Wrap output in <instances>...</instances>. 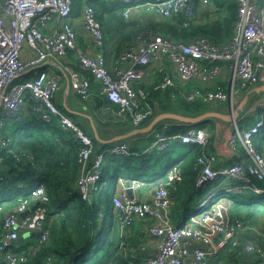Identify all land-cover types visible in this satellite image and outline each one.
Listing matches in <instances>:
<instances>
[{
    "label": "built area",
    "instance_id": "1",
    "mask_svg": "<svg viewBox=\"0 0 264 264\" xmlns=\"http://www.w3.org/2000/svg\"><path fill=\"white\" fill-rule=\"evenodd\" d=\"M109 1L123 4L125 18L133 9L170 18L181 13L184 18L177 21L181 27L191 24L195 10L204 11L212 5L210 0ZM73 2L0 0V153L11 154L16 162L33 164L34 155L27 150H16L5 127L8 122L21 121L26 100L34 99L31 112L45 122L56 118L61 130L79 142L77 185L82 199L87 202L106 184L105 153L130 155L131 152L122 142L94 153L93 138L54 103L59 76L41 68L43 62L60 63L68 51L73 52L86 75L72 71L71 89L86 99L91 78L97 80L103 97L116 105L117 113L129 119L133 126H140L153 115L149 91L141 85H152L153 89L160 90L173 88V97L209 103L232 99L236 88L247 89L264 78V0H234L236 18L226 42L213 43L204 37L173 40L147 29L119 51L111 69L102 52L101 23L94 8L86 3L82 6L80 22L89 37L91 50L78 44L76 30L70 22ZM24 45L30 51L27 56H24ZM147 66L161 72L157 82L152 79L150 83L146 79ZM29 71L31 75L16 81ZM191 83L195 84L189 88ZM245 117L253 119L252 123L244 129L235 124L229 137L231 149L242 147L244 154L228 165L220 163L216 154L207 151L210 134L205 127L190 125L183 132L165 134L169 124L164 123L153 131L152 145L158 150L170 141L204 147L197 157L200 169L195 185L201 188L214 185L181 224L173 225L168 217L167 185L181 179L179 165H170L163 175L151 181L118 177L111 199L114 209L117 208L118 228L123 231L139 221H153L147 225V232L154 238L155 251L130 264H206L208 256L221 249L237 255L253 252L257 255L255 264H264V233L242 239L250 227L240 218L229 215L221 196L227 192L264 193V187L252 180L264 181V157L254 144L255 136L264 126V97L256 99L240 118ZM2 160L0 155V163ZM221 179L229 180L230 186L219 187L216 182ZM147 185L153 186L149 200L135 195V191ZM47 200L44 185L37 184L30 188L28 196L17 197L11 209L4 210V205L0 204V263L28 264L46 246L51 235L46 223L47 208L43 204ZM37 231L38 236L31 234ZM20 237L24 245L18 251ZM136 252L137 248H133V256ZM51 261V256H47L39 264H51Z\"/></svg>",
    "mask_w": 264,
    "mask_h": 264
},
{
    "label": "trees",
    "instance_id": "2",
    "mask_svg": "<svg viewBox=\"0 0 264 264\" xmlns=\"http://www.w3.org/2000/svg\"><path fill=\"white\" fill-rule=\"evenodd\" d=\"M210 1L211 7L204 11L195 10L188 27H181L177 23L184 18L181 13L171 18L152 15L153 19L150 16L144 19L140 15L131 14L125 18L121 13L123 6L119 3L111 4L115 10L111 20L103 21L101 16H97V9L95 12L101 22L105 45L110 43L114 52L117 53L115 56H117L124 46L147 29H152L173 40L204 37L213 43L226 42L236 18V4L234 0ZM87 3L92 5L89 1ZM74 10H77L76 6L73 7ZM146 14L142 13L143 16ZM199 18L204 20L203 23L196 22ZM159 79L160 76L157 81ZM21 80L18 78L16 81ZM141 86L149 91L148 99L153 107V115L144 121L143 125L159 112L197 115L210 110L204 102H187L179 96L173 97L174 91L171 89L160 90L153 89L152 85ZM31 113L21 121L8 122L5 130L9 131L13 147L16 150H27L34 155L33 164L28 161L16 162L11 154L0 153L3 157L0 163V204H5L4 210L11 209L17 197L28 196L30 188L37 184L44 185L45 193L48 196V200L43 204L47 208L46 223L51 229L50 239L28 264H39L47 256H51V264H130L138 261V255L133 256L132 250L137 248L138 253V247H140L138 237L142 236V232L137 231L136 238L121 234L115 244L112 243L107 233L101 235L106 219L111 223L115 218L116 211L111 199L118 177L140 179L146 177V180L151 181L159 177L158 175H163L170 165L180 161L181 179L167 185L170 198L168 217L173 225L181 224L208 189L195 185V178L200 169L196 163L197 157L205 148L197 144L170 141L163 149L154 148L139 155H135L133 151L136 149L131 147H129L130 155L105 153L103 176L107 178L106 184L92 198L91 202H87L82 199L77 185L79 142L73 135L61 130L56 118L45 122L37 114ZM166 121L170 124L165 130V134L183 132L190 126V124L178 121ZM252 121L253 119L246 117L239 119L237 127L239 129L246 128ZM217 122L219 123V120L208 118L193 124V126L208 128L209 146L211 145L212 132L217 128ZM17 126L18 129H16ZM160 127L161 122L153 130ZM153 138L154 135L151 134L147 137V141L150 143ZM93 144L94 153L101 151L106 145L94 137ZM254 144L264 157V126L255 136ZM174 152H177V158H174ZM109 170L113 171L111 177H107ZM252 180L264 187V181H257L253 178ZM249 193L255 194L250 191L243 194ZM232 207L229 215L240 218L250 225L252 224L250 220L255 215L264 214V205L260 206L252 201L246 203L233 201ZM152 222L151 219H147L138 223L149 225ZM18 245L17 250L19 251L24 243L20 242ZM223 251L227 252V249ZM228 254L229 260L237 257L235 252H228Z\"/></svg>",
    "mask_w": 264,
    "mask_h": 264
},
{
    "label": "crops",
    "instance_id": "3",
    "mask_svg": "<svg viewBox=\"0 0 264 264\" xmlns=\"http://www.w3.org/2000/svg\"><path fill=\"white\" fill-rule=\"evenodd\" d=\"M87 1H89L93 5V6L91 5L93 8L95 7L94 9L95 11L97 9V16H101L103 21L108 20V19L111 20L112 15L115 11L113 6H111V4L112 3L118 4L119 2H111L109 0H74L73 7L76 6L77 10H74L72 12L70 22L73 24L76 30L78 44L86 50H91V44L89 42V37L83 31L81 22H80L82 6L85 3L88 4ZM119 5L123 6L122 3H119ZM123 10H124V6H123L122 11ZM142 13H145V14L147 13V14L143 16ZM130 14L135 15V16L140 15V17L144 19H147L149 16L151 17V19H153L152 15L158 16L157 13L155 12H146L142 9H133L130 11ZM200 19L201 18H199L196 22L201 23ZM102 52L103 54L105 53L104 56L107 61L106 63L107 67L111 69L113 66V61L116 57L115 55L117 53L114 52L113 47L111 46L110 43H106V45L105 43L103 44ZM24 53H25L24 56H27V53L28 54L30 53L26 45H24ZM41 68L59 76V88L54 95V103L56 104V106L60 110H62L65 114H67L70 118H72V120L75 121L82 129H84L90 136H92V138H93V131H92L91 123L94 124L97 130L98 136L100 138V142L106 144L104 145V149L102 150H105L112 145H116L118 142H124L125 144H127L128 147L135 148L136 150L133 151L135 155H139L140 153L151 151L152 149H154L152 145L154 138L152 142L150 143L149 141H147V137L153 134L154 130L151 131V134H134V135L127 137L126 139L111 142L114 144L104 142V140H108L110 138L131 132L134 126L130 123L129 119H127L126 117H122L117 113L116 105L109 102L107 99L103 97V95L100 93V87H99V83L97 82V80H94L93 78H91L89 95L86 99L80 98V96H78V94L71 89L70 74L72 71L77 72L82 75H86L85 71L79 65L77 58L73 52L68 51L67 57L64 58L60 63L47 60L42 63ZM158 70L159 69H155L152 66L145 67V71H146L145 76H146V79H149L150 83L152 79L153 81H157L156 79H158L159 76L161 78L162 76L161 72ZM29 75H31L30 71L21 75L19 79L21 78L23 80ZM262 83H264V78L258 81V83L256 84H262ZM194 84L195 83L188 84L189 88L193 87ZM171 90L174 91L173 88ZM241 94L242 92L237 98V101L241 97ZM263 97H264V93L263 95L260 96V98H263ZM33 104H34V99H31L29 97L26 100V105L22 110L23 118L24 117L26 118L27 116H30L32 114L30 112L31 111L30 107ZM251 104H249L246 107V109H248V107ZM242 115L238 117V119L236 120V124L238 120L241 119L240 117ZM216 126L217 128L215 129V131L212 132L211 145L208 147L207 151L210 153L216 154L218 156L217 160L220 163L225 164V165L231 164L239 160V158H241L242 155L244 154L242 147H239L240 151H238V149L232 150L229 145V137L234 131L233 125L230 123L219 122L218 125ZM205 128L208 130L206 126ZM240 129H244V128H240ZM173 164H177L180 166L181 162L177 161L176 163H173ZM158 176L160 177V175ZM159 177H156V179ZM144 179L146 180V177ZM216 183H219V187H229L230 186V181L227 179L225 180L221 179L217 181ZM213 185L214 184L210 186H213ZM152 189H153V186L151 185L144 186L140 188L139 190L135 191V195L139 196V198L141 199L149 200L151 198ZM223 201L226 204L228 211L230 212L233 209L232 207L233 200L226 198L224 196ZM117 217H118V213L116 211L115 213L116 220H117ZM255 219L256 217L254 216L250 220L252 224L251 225L248 224L250 228L242 236V239L256 238V235H258V233L260 232L264 233V227L259 228V230H256L257 228L254 225L256 221ZM147 225L148 224L146 223L142 224V223L137 222L133 224L132 226L127 227V229L125 230V232L130 234L129 236L131 238L137 237V231L142 232V236L138 237L140 247H138V253L136 252L139 258L152 254L155 249V241H154V238L150 234H148ZM129 229L130 231H128ZM223 250L224 249H221L217 253H212V254L209 253L210 255L208 256V261L206 264H255L257 261V255L253 252H245L240 255L236 254L237 257H234L233 260H229L230 258H229L228 252H224ZM240 256L243 258H241Z\"/></svg>",
    "mask_w": 264,
    "mask_h": 264
},
{
    "label": "water",
    "instance_id": "4",
    "mask_svg": "<svg viewBox=\"0 0 264 264\" xmlns=\"http://www.w3.org/2000/svg\"><path fill=\"white\" fill-rule=\"evenodd\" d=\"M244 93L242 92L241 97L237 101V98L239 97L241 91L239 88H236L234 91V97L232 99H228L225 104L224 110H206L200 114L197 115H187V114H181L177 112H159L156 115H154L146 124H142L141 126H134L132 128L131 132L127 134H123L120 136H116L113 138H110L108 140H104L106 143H111L115 141H119L122 139H126L127 137L134 135V134H148L151 131H153L154 127L161 122V125L164 123L170 124V122L166 120H173L178 121L184 124H197L205 119H215L219 120V122H225L230 123L233 126L236 124V120L238 117L244 113L246 110V107L251 104L254 100L258 98V96L262 93H264V83L262 84H256L254 86H251L247 88ZM92 131H93V137L98 139L100 141V138L98 136L96 127L94 124L91 123ZM92 137V136H91ZM129 195L132 196L131 189H127ZM115 211H117V208L115 207ZM24 214V213H23ZM34 236L39 235V231L32 232L31 233ZM22 237H20L17 242H22Z\"/></svg>",
    "mask_w": 264,
    "mask_h": 264
},
{
    "label": "rangeland",
    "instance_id": "5",
    "mask_svg": "<svg viewBox=\"0 0 264 264\" xmlns=\"http://www.w3.org/2000/svg\"><path fill=\"white\" fill-rule=\"evenodd\" d=\"M156 17H159V15ZM203 21L204 20L202 19L201 23H203ZM246 90H248V89H240V91L243 93ZM261 95H263V93L260 94L258 96V98H260ZM205 104L208 108H210L212 110H215V109L224 110L226 102L225 101H223V102L213 101V102H209V103H205ZM18 128L19 127L17 126L16 129H18ZM233 130H234V126H233ZM237 149H238V151H240L239 147ZM176 153L177 152L173 153L174 158H177ZM112 172H113L112 170H109L107 177H111ZM221 196H223V197L225 196L226 198H229V199L236 201V202H239V203H243V202L246 203V202L252 201V202H256L257 205H260V206L264 205V193H262V194H251V193L240 194V193H235V192H228L226 194L222 193ZM255 217H256V219H255L256 221H255L254 225L257 228L256 230H259V228L264 227V214H257V215H255ZM126 229L127 228H125L123 231H121L116 224L115 218L112 220L111 223L109 222L108 219H106L105 226L103 227V233L101 235H103L104 233H107L109 235V237L111 238L112 243L115 244L119 240V237L121 236V234L126 235V236L130 235L127 232H125ZM128 231H130V229ZM125 250L127 251V249H125Z\"/></svg>",
    "mask_w": 264,
    "mask_h": 264
}]
</instances>
